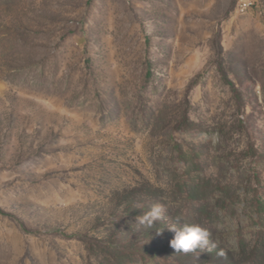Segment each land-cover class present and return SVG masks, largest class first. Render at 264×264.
Here are the masks:
<instances>
[{"label": "rangeland", "instance_id": "374dc122", "mask_svg": "<svg viewBox=\"0 0 264 264\" xmlns=\"http://www.w3.org/2000/svg\"><path fill=\"white\" fill-rule=\"evenodd\" d=\"M249 1L0 0V264H264Z\"/></svg>", "mask_w": 264, "mask_h": 264}, {"label": "clouds", "instance_id": "9594fccd", "mask_svg": "<svg viewBox=\"0 0 264 264\" xmlns=\"http://www.w3.org/2000/svg\"><path fill=\"white\" fill-rule=\"evenodd\" d=\"M164 210L160 204L153 205L149 211L137 218L136 223L151 228L155 221L161 219ZM170 229L175 232L174 238L170 241V246L175 252H194L197 249L206 248L209 244L210 233L200 224H184L179 229L176 227Z\"/></svg>", "mask_w": 264, "mask_h": 264}, {"label": "built area", "instance_id": "2783aa9c", "mask_svg": "<svg viewBox=\"0 0 264 264\" xmlns=\"http://www.w3.org/2000/svg\"><path fill=\"white\" fill-rule=\"evenodd\" d=\"M252 5V2H250L249 0H246V4H241V6H245V7H250Z\"/></svg>", "mask_w": 264, "mask_h": 264}]
</instances>
